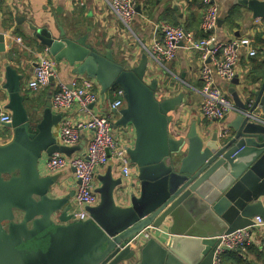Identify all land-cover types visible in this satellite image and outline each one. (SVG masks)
Returning a JSON list of instances; mask_svg holds the SVG:
<instances>
[{
  "label": "water",
  "instance_id": "water-1",
  "mask_svg": "<svg viewBox=\"0 0 264 264\" xmlns=\"http://www.w3.org/2000/svg\"><path fill=\"white\" fill-rule=\"evenodd\" d=\"M236 2L264 20V0ZM16 22L57 62L96 80L102 100L113 88L123 90L126 108L113 128L135 131L127 152L139 170L140 194L129 193V207L117 205L121 179L110 167L99 176L101 201L88 209L91 219L73 221L74 191L60 197L58 177L42 176L39 165L44 156L71 157L81 147L58 142L54 130L61 117L53 115L51 103L41 120L33 119L22 75L8 65V101L0 107L12 115L4 127L13 137L0 145V264H214L221 236L264 218V125L245 115L259 108L264 119V60L245 84L239 76L232 81L243 93L230 91L240 112L227 130L201 134L192 126L181 132L172 125L184 94L158 97V81L145 82L152 64L147 53L127 68L111 51L101 53L61 26L56 34L24 17ZM5 41L1 34L0 44ZM148 227L164 233L133 249L130 241Z\"/></svg>",
  "mask_w": 264,
  "mask_h": 264
},
{
  "label": "crops",
  "instance_id": "crops-1",
  "mask_svg": "<svg viewBox=\"0 0 264 264\" xmlns=\"http://www.w3.org/2000/svg\"><path fill=\"white\" fill-rule=\"evenodd\" d=\"M203 1L138 0L137 14L132 25L133 32H130L114 17L105 0H86L84 7L79 6L74 0H0V35L4 34L6 37V41L0 44V103L5 105L8 101V94L4 89L5 68L8 65L17 69L18 73L22 75V95L25 97L26 107L35 121L41 120L51 103V89L40 92H31L28 89L35 62L46 48L29 35L26 25H19L16 22L18 17L32 21L39 28L48 27L56 34L59 32L58 26H61L75 39L86 37L88 45L97 48L101 53L111 51L118 63L132 68L146 53V48H151L156 42L163 44V35L158 29V26L162 24L181 26L198 41L205 38L206 34L201 29L206 12ZM215 1L220 8L221 23L216 30L218 39L222 42H229L236 38L250 36L258 50L257 57L249 58L244 55L236 66L237 76L241 83L245 84L246 79L252 77L251 75L264 60V20L260 19L258 23V19L253 18L252 12L239 6L237 0ZM18 39H21V42ZM50 56L54 58L51 54ZM201 66L200 54L180 48L176 57L166 63V68L154 63L148 67L145 82L149 84L154 79L158 81L157 95L159 98L184 94L183 105L173 113L172 127L175 131L177 129V131L183 132L192 126H197V130L201 134H205L207 130L212 133L216 131L221 133L227 130L237 116V114H231L226 120L218 122L208 121L202 116L200 110L203 100L200 79ZM57 73L59 79L66 83L79 76L74 74V67L65 61L57 62ZM216 82L231 98L230 91L233 89H237L240 94L243 93L242 88L236 87L232 82L222 79H217ZM99 91L101 93V87H99ZM108 94L109 96L106 95L104 101L101 98L100 102L94 106V111L107 113L115 124L120 117L116 112L108 110L107 102L111 96L110 93ZM51 111L53 115L61 117L54 130L58 140L64 116L57 114L52 109ZM70 112L73 119L82 118L77 114L76 107L72 108ZM12 137V129L0 127V145L9 143ZM88 137V133H82V140L78 145L81 150L73 156H79L85 152ZM134 143L133 141L128 142L127 146L132 147ZM46 163L47 157L44 156L39 165L41 175L58 177V187L61 189L60 197H65L72 191H76L77 180L72 168L63 172L51 173L47 170ZM110 167L114 178L121 179L119 171L113 164L106 167L101 172L102 175ZM132 184L128 185L121 180V186L116 189L115 200L120 207L130 206L129 193L133 191ZM133 193L140 194L136 190ZM139 245L140 243H136L133 249H138ZM225 256L226 264H264V247L259 242L245 253L225 254Z\"/></svg>",
  "mask_w": 264,
  "mask_h": 264
},
{
  "label": "built area",
  "instance_id": "built-area-1",
  "mask_svg": "<svg viewBox=\"0 0 264 264\" xmlns=\"http://www.w3.org/2000/svg\"><path fill=\"white\" fill-rule=\"evenodd\" d=\"M79 6H86V0H74ZM114 17L130 32L137 14L138 0H105ZM206 8L201 29L207 36L196 40L181 26L162 24L158 29L163 35V44L156 42L146 53L151 63L166 68V63L172 61L180 48L200 54L202 66L200 79L202 81L201 113L208 121H224L231 114H239L232 98L217 85V79L232 82L236 77V66L241 58L257 57L258 50L250 36L222 42L216 35L220 21V8L215 0H204ZM258 23L260 19L257 20ZM21 42V39H18ZM53 85V87H52ZM98 82L86 75H79L66 83L59 79L57 62L45 49L35 62L32 78L28 83L31 92L51 89L52 110L64 116L59 143L67 147H76L82 140V133H88L86 150L82 155L67 157L54 154L47 158L46 168L51 173L63 172L68 168L74 170L76 191L73 198V221L84 223L91 219L89 208L97 207L101 197L97 192L100 187L99 176L102 171L113 164L121 175L122 182L132 184V190L140 193L138 167L132 163L127 149L128 142H135V131L132 127L113 128L112 118L103 112H95L101 100ZM109 111H114L120 117V111L126 108L124 92L116 87L106 93ZM106 97V96H105ZM105 100V99H104ZM103 100V101H104ZM1 104V103H0ZM2 105V104H1ZM77 108L80 119H73L70 110ZM251 107V104H250ZM251 121L264 125L260 109L252 115L245 114ZM12 122L10 112L0 107V127ZM119 130V131H118ZM79 183V184H78ZM132 191V192H133ZM253 225L220 237L219 246L215 250L214 264H223L224 255L230 252L245 253L250 247L261 243L264 247V218L257 216ZM161 230L148 227L136 234L130 241L139 247L147 242L151 234H162Z\"/></svg>",
  "mask_w": 264,
  "mask_h": 264
},
{
  "label": "trees",
  "instance_id": "trees-1",
  "mask_svg": "<svg viewBox=\"0 0 264 264\" xmlns=\"http://www.w3.org/2000/svg\"><path fill=\"white\" fill-rule=\"evenodd\" d=\"M207 36V35H206ZM228 255H235V254H242V252H230V253H227ZM225 255H224V260H223V264H226L225 262Z\"/></svg>",
  "mask_w": 264,
  "mask_h": 264
}]
</instances>
